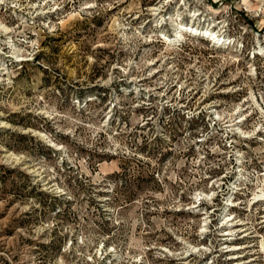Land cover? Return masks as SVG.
Instances as JSON below:
<instances>
[{
    "label": "rangeland",
    "instance_id": "1",
    "mask_svg": "<svg viewBox=\"0 0 264 264\" xmlns=\"http://www.w3.org/2000/svg\"><path fill=\"white\" fill-rule=\"evenodd\" d=\"M0 264H264V0H0Z\"/></svg>",
    "mask_w": 264,
    "mask_h": 264
},
{
    "label": "bare ground",
    "instance_id": "2",
    "mask_svg": "<svg viewBox=\"0 0 264 264\" xmlns=\"http://www.w3.org/2000/svg\"><path fill=\"white\" fill-rule=\"evenodd\" d=\"M180 29H185V30L188 29V30H190V31H194V32L197 31V30L194 29L192 26H191V27H190V26L188 27V25H180V26H179V29H178L179 32H176V33H177V36H179V37H180V33H181V31H182V30L180 31ZM193 29H194V30H193ZM6 33H9V32L7 31ZM203 34H204V35H207V36H210V35L212 36V34H211L210 32H208V31H204ZM174 37H176V36H174ZM176 38H177V37H176Z\"/></svg>",
    "mask_w": 264,
    "mask_h": 264
}]
</instances>
